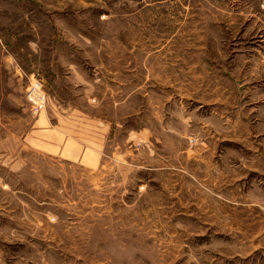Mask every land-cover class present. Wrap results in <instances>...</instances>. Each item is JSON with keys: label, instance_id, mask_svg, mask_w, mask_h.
Returning a JSON list of instances; mask_svg holds the SVG:
<instances>
[{"label": "rangeland", "instance_id": "obj_1", "mask_svg": "<svg viewBox=\"0 0 264 264\" xmlns=\"http://www.w3.org/2000/svg\"><path fill=\"white\" fill-rule=\"evenodd\" d=\"M0 264H264V0H0Z\"/></svg>", "mask_w": 264, "mask_h": 264}, {"label": "built area", "instance_id": "obj_2", "mask_svg": "<svg viewBox=\"0 0 264 264\" xmlns=\"http://www.w3.org/2000/svg\"><path fill=\"white\" fill-rule=\"evenodd\" d=\"M27 99L36 113L42 112L46 109L48 97L44 91L42 82L35 80L30 83L27 90Z\"/></svg>", "mask_w": 264, "mask_h": 264}, {"label": "crops", "instance_id": "obj_3", "mask_svg": "<svg viewBox=\"0 0 264 264\" xmlns=\"http://www.w3.org/2000/svg\"><path fill=\"white\" fill-rule=\"evenodd\" d=\"M88 152H91V153H94V150L92 149V148H89V151ZM91 153H89V154H91ZM94 157V156H93ZM88 159V162L90 161V159L89 158H87Z\"/></svg>", "mask_w": 264, "mask_h": 264}]
</instances>
